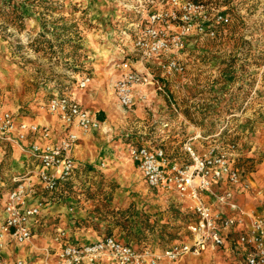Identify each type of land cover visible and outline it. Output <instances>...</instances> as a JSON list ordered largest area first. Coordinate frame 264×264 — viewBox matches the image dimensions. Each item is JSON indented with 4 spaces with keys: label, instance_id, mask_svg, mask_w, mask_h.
Listing matches in <instances>:
<instances>
[{
    "label": "rangeland",
    "instance_id": "1",
    "mask_svg": "<svg viewBox=\"0 0 264 264\" xmlns=\"http://www.w3.org/2000/svg\"><path fill=\"white\" fill-rule=\"evenodd\" d=\"M201 1L212 14H226L228 22L218 24L212 37L189 41L179 54L182 73L162 77L150 65L162 89L140 87L127 108L114 95L120 72L115 63L128 48L126 34L138 19L139 0H0V107L39 119L53 116L47 104L55 94L75 93L86 106L97 97L115 101L103 126L81 131L106 145L104 155L92 165L75 160L74 172L53 192L37 187L32 201L46 204L34 236L20 247L22 264H49L61 230L81 239L113 235L153 251L187 238L192 212L177 195L150 187L138 168L127 169L130 145L161 147L177 162L189 160L185 142L200 154L210 147L227 152L254 186L245 207L264 214V0ZM85 75L91 76L90 86L80 89ZM0 151L1 210L16 185V160L9 145ZM54 203L58 213L50 212ZM127 218L135 222L128 226L130 236L120 224ZM175 264L244 261L218 250L185 255Z\"/></svg>",
    "mask_w": 264,
    "mask_h": 264
},
{
    "label": "built area",
    "instance_id": "2",
    "mask_svg": "<svg viewBox=\"0 0 264 264\" xmlns=\"http://www.w3.org/2000/svg\"><path fill=\"white\" fill-rule=\"evenodd\" d=\"M135 13L138 19L126 34L131 37L128 48L115 63L121 72L114 83L115 94L127 108L136 103L140 87L156 84L162 89L150 65H156L162 77L182 73L185 66L179 54L189 41L195 36L212 37L218 24L228 22L226 14H212V9L201 0H139ZM90 83L91 76L85 75L78 86L84 89ZM47 107L64 125L58 140L40 143L31 139H48L50 128L20 119L12 110L0 109V142L24 148L28 141L30 154L38 162V182L43 189L53 192L76 168L71 154L79 138L76 130H95L100 122L69 94H55ZM183 148L189 155L184 162L170 159L163 148L147 143L130 145L129 154L150 187L177 195L192 212L187 238L153 251L138 249L113 235L84 243L71 242L61 230L56 237L60 250L54 264H102L105 259L111 264H172L185 255L200 256L208 250L224 248L229 241L235 244V252L241 253L244 264H264V215L241 206L235 198L236 192L252 190L243 170L227 152H217L214 147L203 154L190 142H185ZM30 178L28 175L15 179L16 185L0 210V264H9L2 255L8 240L22 244L34 236L33 226L43 202H29ZM218 181H226L229 187L212 195V186ZM207 194L211 201L206 199ZM218 205L229 212L224 213ZM17 264H22L21 260Z\"/></svg>",
    "mask_w": 264,
    "mask_h": 264
},
{
    "label": "crops",
    "instance_id": "3",
    "mask_svg": "<svg viewBox=\"0 0 264 264\" xmlns=\"http://www.w3.org/2000/svg\"><path fill=\"white\" fill-rule=\"evenodd\" d=\"M120 73L121 72H119L118 76L120 75ZM89 86L90 85H88L86 88H88ZM86 88H84V89H86ZM113 91H114V95H116L114 86H113ZM69 95L71 97L75 98L84 108L88 109L97 118V120L100 122V127L103 126V123L109 118L110 111L113 109L112 105L115 104L114 100H111L109 102L107 100H101V98L97 97V98H93L94 99V100H92L93 102L90 103V105H92V107H91L89 104H87L88 106L84 105L83 102L78 98V96L75 93H70ZM0 109L12 110V109L7 108V107H0ZM20 119H28V120L34 121L40 125H47L50 128V137L46 140H43L42 138H40L38 136H33V137L29 136V138L30 137H31V139L35 138L34 140H36L40 143L53 142V141L58 140L62 136L64 125H63L62 120L60 119V117L57 114H53V116H44V117H41L39 119H37L36 117L35 118L21 117ZM76 132L78 133V137H79L78 143H76L75 146L73 147L71 154L75 160H80V161L84 162L85 164L92 165L95 161L99 160L104 155V150H105L106 145L102 144V142L98 141L97 138H95L91 134H82L81 130H76ZM0 145L1 146L9 145L11 148H13V151H14L13 158L16 160V164L14 166L15 168H14V171L12 173L13 180L15 181V179L20 178V176L22 178V177L30 175L31 176L30 180H31V185H32V193H31V197H29V202L33 204L34 202H36L35 200L40 201L39 199H34L32 201V198L36 197V191L39 189L37 187H39L40 184L38 182L37 176L35 175V171L38 168V162L30 154L29 142L27 141L23 144L25 146L24 148H22L16 144H10V143H6V142H0ZM196 150H199V149H196ZM1 153L2 152L0 151V154ZM103 163L105 165V162H103ZM117 165H118V163H117ZM125 165H126L127 169H133L134 167L137 168V166L132 161H130V159H128V158H127V162H125ZM76 167H77V165H76ZM0 185H3L2 181H0ZM227 187H229V186H228L226 181H218V182L214 183L212 186V195H214L213 193L222 191V190L226 189ZM153 189H155V188H153ZM252 189H254V186H252ZM155 190H157V189H155ZM157 191L162 192L160 190H157ZM246 193L245 192L241 193V194H239L237 192L235 193V198H236L237 202L241 206H244V207L246 204V202H245L246 197H247ZM170 194H173V193H170ZM206 199L211 201L210 196H208V194H207ZM181 203L183 204V207H185V203H183V202H181ZM43 204H46V203H43ZM52 207H53V209L50 210L51 213H54V212L58 213V209H61V208L56 207V203L52 204ZM217 208H221V210L224 213L229 212V211L227 212L226 208H222V206L218 205ZM256 213H258L259 215H264L258 211H256ZM64 217H65V215L62 214V218H64ZM37 222H38V218H37ZM34 226H33V228H34ZM67 228L68 227H65V226H58V229H67ZM69 235H70V237H68L69 240L71 242H77V243L94 241V240L98 239L99 237H101V236H95L94 238L81 239L78 235L74 234L73 232L69 233ZM86 240H89V241H86ZM228 240H230V238ZM8 243H10V244L7 245L5 250L2 252L3 258L9 264H12V263H14V261L16 262L17 260H22V259L24 260V257L22 256L21 250H20V247L22 246V244H17L15 242L9 241V240H8ZM59 250H60V245L54 243L52 246V251L54 253L51 255L52 256L51 262H49V264H54V262L57 260V253ZM218 250H223L225 253H227L228 256L231 253L232 254L237 253L243 259V257L241 256V253L235 252V244L230 242V241H229V244L227 246H225L224 248H219L216 250H208V251L204 252L203 254H205L207 252H217ZM15 256H16V259L14 260L13 257H15ZM175 263H172V264H175ZM102 264H111V262L108 259H105Z\"/></svg>",
    "mask_w": 264,
    "mask_h": 264
},
{
    "label": "trees",
    "instance_id": "4",
    "mask_svg": "<svg viewBox=\"0 0 264 264\" xmlns=\"http://www.w3.org/2000/svg\"><path fill=\"white\" fill-rule=\"evenodd\" d=\"M133 223H135V222L130 221L129 218L126 219V222H122V223H121V221H120V224H121L122 227H123L122 229L126 232V234H127L128 236H130V235L132 234V231H131V229H129L128 226H130V225L133 224Z\"/></svg>",
    "mask_w": 264,
    "mask_h": 264
}]
</instances>
